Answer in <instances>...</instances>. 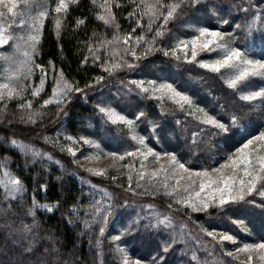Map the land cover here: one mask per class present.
<instances>
[{
	"label": "trees",
	"instance_id": "trees-1",
	"mask_svg": "<svg viewBox=\"0 0 264 264\" xmlns=\"http://www.w3.org/2000/svg\"><path fill=\"white\" fill-rule=\"evenodd\" d=\"M163 5L172 6L168 15L159 12ZM105 6L112 13V25L100 17ZM195 26L232 32L237 48L259 37L257 54L264 61V0H163L154 10L142 0H75L62 18L55 11L47 14L36 63L55 67L86 92L47 108L0 106V119H18L15 126L5 123L7 128L0 130V162L24 186V194L14 200L0 188V264H124L113 236L132 219L129 201L153 213L151 219L140 212L139 223L145 226L128 233L132 256L149 264H241L225 254L223 244L208 234L211 230L264 242L262 199L197 214L189 209L175 212L162 196L131 193L124 180L83 176L55 147L63 132L96 140L108 150L132 143L127 127L111 124L98 109L104 104L134 119L153 148L174 154L191 169H209L215 157L246 140L247 129L264 126V113L243 99L238 87L227 86L221 72L167 52L174 36ZM144 76L166 80L188 94L224 122L227 133L202 131L195 136L198 123L188 119L181 106L137 88L129 97L121 94L132 80ZM37 139L39 156L24 145ZM92 187L109 197L97 203ZM237 221H244L246 231Z\"/></svg>",
	"mask_w": 264,
	"mask_h": 264
},
{
	"label": "rangeland",
	"instance_id": "rangeland-1",
	"mask_svg": "<svg viewBox=\"0 0 264 264\" xmlns=\"http://www.w3.org/2000/svg\"><path fill=\"white\" fill-rule=\"evenodd\" d=\"M74 1L0 0L2 110L11 104H16L22 110H33L36 106H59L85 95L86 91L77 88L60 70L53 66L44 68L35 60L44 18L50 11H55L58 19L62 18L68 5ZM142 1L154 10L163 0ZM171 9L172 6L163 5L159 12L168 15ZM100 17L107 25L114 23L112 13L106 6L102 9ZM259 19L260 16L257 15L253 22L258 23ZM258 38L252 36L246 45L237 48L232 32L195 26L183 34L174 36L167 52L179 60L193 61L206 70L221 72L227 86L238 87L241 97L251 102L257 112L264 113V61L257 54V49L260 48ZM48 86L50 92L47 94ZM136 88L159 101L181 106L188 119L198 123L195 136L202 131H211L213 135L227 133L224 122L219 121L205 108L197 105L188 94L179 91L166 80L152 76L140 77L132 80L131 85L122 89L121 94L129 97L130 92ZM98 109L111 124L126 126L132 143L121 150H108L93 139L73 137L64 132L58 134L55 147L59 153L66 154L68 161H73L81 169L83 176L119 183L124 180L131 193L162 196L169 201L175 212L189 209L197 214L211 208L239 204L247 199L264 200V126L254 127L251 131L246 128V140L234 151L215 157L209 169H191L174 154L153 148L138 130L134 119L111 105L104 104L98 106ZM5 123L15 126L18 119L7 123L3 115L0 119V130L7 128ZM241 129L245 130L243 127ZM37 141L38 139L32 144L24 145L39 156L35 146ZM218 145L222 146L221 143ZM43 153L47 155L46 151ZM0 188L9 200L24 194V186L20 180L7 171L1 162ZM90 189L98 199L97 203L109 197L100 188ZM127 204L128 208L134 210L132 219L129 218L120 228V233L113 236L114 245L124 264H149L132 256L128 233L134 232L137 226H145L139 223L140 212L141 215L149 214L151 219L153 213L144 205H141L142 209L139 210L138 207H133V202L129 201ZM41 207L47 211L53 210L52 206ZM237 222L241 230L246 231L244 221ZM208 234L223 244L222 248L227 256L239 260L241 264H264V242H250L216 230H211Z\"/></svg>",
	"mask_w": 264,
	"mask_h": 264
}]
</instances>
